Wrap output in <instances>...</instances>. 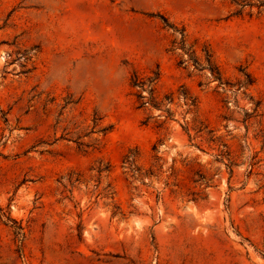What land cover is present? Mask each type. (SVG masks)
Instances as JSON below:
<instances>
[{"label":"rangeland","instance_id":"1","mask_svg":"<svg viewBox=\"0 0 264 264\" xmlns=\"http://www.w3.org/2000/svg\"><path fill=\"white\" fill-rule=\"evenodd\" d=\"M0 264H264V0H0Z\"/></svg>","mask_w":264,"mask_h":264},{"label":"trees","instance_id":"2","mask_svg":"<svg viewBox=\"0 0 264 264\" xmlns=\"http://www.w3.org/2000/svg\"><path fill=\"white\" fill-rule=\"evenodd\" d=\"M216 74L218 75V72Z\"/></svg>","mask_w":264,"mask_h":264}]
</instances>
